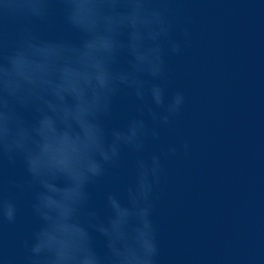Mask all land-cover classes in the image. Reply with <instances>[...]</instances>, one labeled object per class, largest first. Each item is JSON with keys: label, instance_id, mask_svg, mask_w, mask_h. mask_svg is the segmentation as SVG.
<instances>
[{"label": "clouds", "instance_id": "9594fccd", "mask_svg": "<svg viewBox=\"0 0 264 264\" xmlns=\"http://www.w3.org/2000/svg\"><path fill=\"white\" fill-rule=\"evenodd\" d=\"M213 6L0 0V264H163L167 165L194 155L170 60Z\"/></svg>", "mask_w": 264, "mask_h": 264}, {"label": "water", "instance_id": "95a60500", "mask_svg": "<svg viewBox=\"0 0 264 264\" xmlns=\"http://www.w3.org/2000/svg\"><path fill=\"white\" fill-rule=\"evenodd\" d=\"M213 3L191 10L194 43L170 60L188 95L179 127L194 155L167 165L157 214L163 264L173 253L192 258L183 264H264V8ZM22 229L6 226L10 246Z\"/></svg>", "mask_w": 264, "mask_h": 264}]
</instances>
